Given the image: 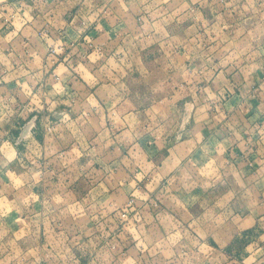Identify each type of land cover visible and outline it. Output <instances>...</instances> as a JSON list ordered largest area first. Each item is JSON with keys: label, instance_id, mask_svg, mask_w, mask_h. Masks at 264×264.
I'll return each mask as SVG.
<instances>
[{"label": "crops", "instance_id": "1", "mask_svg": "<svg viewBox=\"0 0 264 264\" xmlns=\"http://www.w3.org/2000/svg\"><path fill=\"white\" fill-rule=\"evenodd\" d=\"M152 1L0 0V239L10 245L0 264H264V230L259 246L235 244L250 231L238 220L264 227V196L239 210L231 185L227 199L205 198L221 184L187 179L195 154H224L249 177L264 168V135L248 134L264 133V0ZM194 12L203 21L191 23ZM239 15L248 33L261 31L247 39L244 69L231 28ZM191 24L219 33L168 37ZM54 43L64 51L50 53ZM223 91L225 107L208 117L202 93ZM142 229L147 256L129 262L138 251L125 237Z\"/></svg>", "mask_w": 264, "mask_h": 264}, {"label": "rangeland", "instance_id": "2", "mask_svg": "<svg viewBox=\"0 0 264 264\" xmlns=\"http://www.w3.org/2000/svg\"><path fill=\"white\" fill-rule=\"evenodd\" d=\"M143 1L146 3L150 2V0H146V1L143 0ZM191 1L192 0H190V3H191ZM156 2L161 7L166 6V2L164 0L152 1V3H156ZM190 6L192 8V3L190 4ZM121 15L123 16V13H121ZM156 15H161L162 18L165 16V14H163L164 15L163 16L162 14H160V12L154 13V16H156ZM150 16H152V15H150ZM161 16H159V18ZM169 16L172 17L171 14H168V17ZM209 16H215V15L209 14ZM173 19H174V21H177V15H174ZM189 19H190L191 23L195 22V21H203L202 16L196 12L191 13L189 15ZM216 19L219 20L220 18L217 17V18H215V20ZM178 21H181V18H178ZM236 22H237L236 26H232L231 28H232V35L237 36V38H239V44H240L238 49L241 51V53L237 57V59L241 58V60L239 62H237V66L240 67V69H244V68H246V64H247V61L245 59L246 54L244 53L246 50H248V47L245 46L247 43V39H248V37H250L252 35L253 32L255 34H261V31L259 28L255 27V29H253L252 32L250 31L248 33L249 24L251 25V21L246 15H239L237 17ZM224 23H226V22H224ZM207 26H208L207 24L205 26H203L205 29V31H204L203 28L201 30H198L195 25L191 24L190 29L186 30V34H183L181 27L177 28V26L173 25L172 27H170L168 29L167 34H168V37L173 35V34L176 35L175 37H173L171 39H177L180 37L183 38L185 35L186 36L190 35V37H191L193 34H194V36L196 35V37H198V35H200V38H202V39H203V37H205L208 40H211L212 37L216 38V34L219 33L218 32V26L215 27L216 29L213 32ZM220 26H221V24H220ZM223 30H225V28H223ZM165 35H166V33H165ZM222 37H224V36H222ZM255 37H257V36H255ZM209 47L210 48L207 47L205 49V53L207 55H211V57L212 56L214 57V54L218 53V52H216V46H209ZM254 58H257V56H255ZM211 59H213V58H211ZM216 61L215 62H206L207 69L211 68L212 65L215 66L217 64ZM226 61H227L226 59H221V64H225ZM239 78H240V76H239ZM221 83H222V80H219V84H221ZM217 84H218V82H217ZM226 90L228 91V89H226ZM202 94H203V96H205L207 98V99L205 98L206 100H204L202 103H203V105L206 106V110L209 112L208 117H210V118L212 117V115L217 114L219 108L221 110L223 107H225L224 103H225L226 99L229 97L227 95V92H225V91H223L221 94H219L217 97H214V98L208 97L207 93L203 92ZM202 94H200V95H202ZM200 112H205V110H201ZM240 113L243 115V117L246 115L245 112L242 110L240 111ZM224 120H225V118H222L220 120V123H222ZM254 127L253 128L250 127L251 131L248 134H250V135H252V137H256V138L257 137L259 138V136L264 135V133L261 131L262 130L261 127H259V126H254ZM170 144L171 143H168V145H170ZM164 145H162V147L159 148V151L163 150L167 144L165 146ZM194 145L195 144L193 142H190L187 145V147L186 146L185 147L188 149H191L194 147ZM212 147H210V144L206 143V146L204 148H202V150L209 151V150L213 149ZM177 149L175 148V151ZM193 149L196 150V148H193ZM182 150H183V148H181L180 150H177V151L180 152ZM200 150H201V148H200ZM237 150H238V152H235L233 154L234 157H236V156L239 157L245 149H243L240 145H237ZM195 155H196V157L194 159L190 160L191 161L190 165L195 167L196 169L188 171L189 176H187L188 177L187 179L191 183L198 182L199 180H205V181H208L212 185L215 182H216V184H219V183L221 184V187H219L217 185V189L214 191L213 190L212 191L211 190L203 191L204 194H206L205 198H212L214 196L218 197V195H219L220 197H218V198L225 200L229 197V194L227 193V191H223V188L224 187L228 188L231 185V187H233L234 191H236V193H237L236 197L238 198V201H239L238 203H236L237 207L239 208V210H241V209L243 210V207L245 205V201L249 202V200L253 199V201L256 203L257 201L262 199L261 197L264 196V194L261 193L264 189V168H259L258 166H260V164L256 168H254V170L256 171L254 173L255 177H252V176L249 177V176H247V174H242V173H244V170H242V167L238 168V170L241 169V172H239V171L236 172L234 167H233L234 166L233 163H235V162L231 163V159L230 158L228 159V157H226V155H224V154H222V155L217 154L216 159L213 158L212 156L202 158V156H197V154H195ZM177 161L178 160L176 157L173 159V161L171 163L166 164V161H165L164 165H163V170L165 171L168 169V167L172 166L173 164L175 165L177 163ZM198 167L204 168V169H200L204 173H199V175H198L197 174V171L199 170V169L197 170ZM200 176H201V178H200ZM251 177L254 179H252ZM249 179H250V182H249ZM208 182H206V183L209 185ZM259 193H261V194H259ZM258 197H260L259 200H258ZM48 212L49 211L47 210L46 213H48ZM238 219H240V217H238ZM127 222H128V219L124 220V222L122 220L121 225H123V224L126 225ZM237 223H238L239 229H241V227H248L247 229H250V231H248V236H245L244 234L240 235V233H239L238 239L235 243L236 247H238L240 249L244 248L245 245L250 243V242H255V244L257 243L258 246L261 244L262 238H259L258 232L259 231L262 232L264 230V227L258 228L254 224L250 223L249 221L247 222L245 220H238ZM258 225L259 226L264 225V223L258 222ZM63 226H65L66 229H69L68 222H63ZM76 230H78V232H80L81 230H84V227L77 226ZM141 231H142L141 232L142 235L136 236L137 238H135V239H133L132 237H128V238L125 237L126 241H128V243L130 241L129 238L132 239V242H130V244H132L133 248L134 249L136 248L138 251V253H135V250L132 251L135 253V257H133V254H130L129 257H131V259L128 260L129 262L130 261L139 262L140 259H141V261H144V259L147 256L146 252L150 248L149 247L150 244H149L148 240L144 238L143 234H144L145 230L142 229ZM130 234H132V232H130ZM81 235H84V234H81ZM133 240H135V242H138V243H135ZM79 241H81V239ZM7 242L8 241H6L4 237H2L0 239V250L1 251L5 252L6 248H8L10 246L9 242H8V244H7ZM263 242H264V239L262 240V243ZM128 243L124 244V245H128ZM5 245H8V246H5ZM124 245H122V241H121V250H122L121 258H123L124 256H127L130 252V251L129 252L124 251L125 249H130V248L123 247ZM255 247H257V246H255ZM86 254L87 253L83 250V251H81V253L78 254V256L79 255L82 256V257H80V259L81 260L83 259V261H86V259L88 257ZM14 257L17 258L18 260H20L21 262H25V257H23L20 254L15 253ZM239 259H241V258L239 257ZM123 263H124V261H122V259H121V264H123Z\"/></svg>", "mask_w": 264, "mask_h": 264}, {"label": "built area", "instance_id": "3", "mask_svg": "<svg viewBox=\"0 0 264 264\" xmlns=\"http://www.w3.org/2000/svg\"><path fill=\"white\" fill-rule=\"evenodd\" d=\"M11 17H13V16H11ZM6 21H8V20H6ZM42 33H45V31L42 30ZM64 49H65V46H64L63 43H54L53 45H51V46L49 47V52H50V53H53V54H59V53L63 52ZM133 201H134V200H133V198L131 197V198L129 199L128 203H127V207H130V205L133 203ZM120 217L122 218L123 221H124V220H127L128 217H129V213H128V211L123 210V211L120 213Z\"/></svg>", "mask_w": 264, "mask_h": 264}]
</instances>
